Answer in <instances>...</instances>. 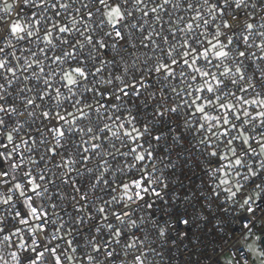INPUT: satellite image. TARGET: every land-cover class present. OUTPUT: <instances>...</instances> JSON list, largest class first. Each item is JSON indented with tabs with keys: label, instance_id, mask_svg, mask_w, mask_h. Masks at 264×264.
<instances>
[{
	"label": "snow or ice",
	"instance_id": "obj_1",
	"mask_svg": "<svg viewBox=\"0 0 264 264\" xmlns=\"http://www.w3.org/2000/svg\"><path fill=\"white\" fill-rule=\"evenodd\" d=\"M0 264H264V0H0Z\"/></svg>",
	"mask_w": 264,
	"mask_h": 264
}]
</instances>
